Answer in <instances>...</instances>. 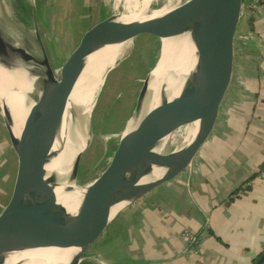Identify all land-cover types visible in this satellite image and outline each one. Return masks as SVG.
Listing matches in <instances>:
<instances>
[{
  "label": "water",
  "instance_id": "95a60500",
  "mask_svg": "<svg viewBox=\"0 0 264 264\" xmlns=\"http://www.w3.org/2000/svg\"><path fill=\"white\" fill-rule=\"evenodd\" d=\"M244 5L245 0H186L166 19L149 25L136 21L119 31H105L103 26L112 14L87 29L56 67L50 65L34 12L31 18L34 49L0 19V73L8 82L17 78V71L24 70L29 84V89L21 95L26 115L16 131L5 103L0 100L1 116L16 160L11 193L0 211V261L5 251L73 241L82 246L69 264H79L92 243L122 213L147 204L191 179L206 154L228 97L233 79L234 39ZM17 24L24 27L20 22ZM142 35L159 43L158 55L142 79L133 110L122 127L107 166L92 180L78 182L79 162L90 144L88 141L73 165L74 186L65 189L84 192L72 212L57 202L52 188L31 191V157L40 144L37 142L45 137L59 79L67 73L79 72L87 57L103 46L125 45ZM183 35L192 36L199 49L202 70L199 93L180 117L177 141L162 153H151L157 129L148 136L143 130L152 96L151 86L175 50L172 43ZM154 164H158V173L149 182L139 184L142 174ZM252 262L264 264V250Z\"/></svg>",
  "mask_w": 264,
  "mask_h": 264
},
{
  "label": "crops",
  "instance_id": "0c3cea01",
  "mask_svg": "<svg viewBox=\"0 0 264 264\" xmlns=\"http://www.w3.org/2000/svg\"><path fill=\"white\" fill-rule=\"evenodd\" d=\"M242 19L230 100L197 172L179 189L122 213L79 264H253L264 250V8L245 0ZM12 161L0 123V183ZM184 230L199 236L196 253Z\"/></svg>",
  "mask_w": 264,
  "mask_h": 264
},
{
  "label": "bare ground",
  "instance_id": "6f19581e",
  "mask_svg": "<svg viewBox=\"0 0 264 264\" xmlns=\"http://www.w3.org/2000/svg\"><path fill=\"white\" fill-rule=\"evenodd\" d=\"M153 1L115 0V7L121 3L122 12L114 14L103 29L119 31L136 21H144L145 25H149L170 17L182 5L175 4L179 0H166L163 6L150 8ZM128 44L106 45L90 54L80 81H76L80 71L67 73L59 79L52 98L45 137L37 142L40 144L33 150L29 170L30 190L52 188L56 192L57 202L71 212L84 195V192L77 190H65L74 186L71 175L76 156L90 139L92 110L107 73L115 67ZM172 46L175 50L158 71L159 77L151 86L152 96L144 116V135L148 136L153 129H157L151 153H162L177 141L181 131L178 124L180 117L191 99L199 93L202 70L196 41L192 36L183 35ZM16 73L17 78L8 82L0 73V100L5 103L11 115L14 131L21 126L26 115L21 95L29 89L25 80L26 72L20 70ZM66 85L71 89L73 87L69 94ZM172 106L175 108L172 109ZM179 109L182 111L177 117ZM157 165L149 166L138 183L142 185L149 182L158 173ZM81 246L80 242L71 241L60 245L5 251L0 264H69Z\"/></svg>",
  "mask_w": 264,
  "mask_h": 264
},
{
  "label": "rangeland",
  "instance_id": "374dc122",
  "mask_svg": "<svg viewBox=\"0 0 264 264\" xmlns=\"http://www.w3.org/2000/svg\"><path fill=\"white\" fill-rule=\"evenodd\" d=\"M26 1L34 7L39 32L52 67L61 64L66 55L78 43L81 35L93 24L112 14L122 12L121 3H119L118 7H115V0ZM185 1L179 0L175 4H181ZM165 3L166 0H154L151 2L150 8H159ZM0 7L2 8L0 10L2 23L31 47L29 41H31L33 33L32 25L27 26V28L19 26L17 24L18 21L13 20L9 15V11L6 10V0H0ZM245 25L246 22L242 19L238 28ZM154 41L156 40L142 35L137 40L132 41L135 45L130 42L122 51L115 67L107 73L104 85L97 95L96 104L92 110V133L89 140L90 144L82 152L80 158L78 167L79 183H85L97 177L107 166L122 127L133 110L142 79L157 58L158 49ZM137 51L138 54L134 57ZM84 69L85 67L80 70L76 81H80L85 71ZM66 88L68 94L73 90V87L71 89L67 85ZM229 100V98L225 99L223 108L226 107ZM181 111L182 109L178 110L177 117H179ZM0 123H3L2 119H0ZM15 165L16 160L13 155L12 169L8 166V169L10 168V176L6 181L0 183V186L4 189V193L0 197V211L2 206L7 203L11 193ZM178 187L173 189H179Z\"/></svg>",
  "mask_w": 264,
  "mask_h": 264
},
{
  "label": "trees",
  "instance_id": "16d2710c",
  "mask_svg": "<svg viewBox=\"0 0 264 264\" xmlns=\"http://www.w3.org/2000/svg\"><path fill=\"white\" fill-rule=\"evenodd\" d=\"M6 3H7V6H10L11 8H13L14 11H20L23 16L26 15L25 13L27 14L31 13L33 15L32 5L26 0H6ZM249 24H250L251 29H253V18L252 17L249 18ZM154 43L156 44V48L158 49L159 43L156 41H154ZM136 54H138V51L135 52L134 57Z\"/></svg>",
  "mask_w": 264,
  "mask_h": 264
},
{
  "label": "built area",
  "instance_id": "2783aa9c",
  "mask_svg": "<svg viewBox=\"0 0 264 264\" xmlns=\"http://www.w3.org/2000/svg\"><path fill=\"white\" fill-rule=\"evenodd\" d=\"M250 5L253 7H262L264 8V0H249ZM182 239L190 244L193 247L194 253L199 250V236L195 233H192L188 230H184L181 234Z\"/></svg>",
  "mask_w": 264,
  "mask_h": 264
},
{
  "label": "flooded vegetation",
  "instance_id": "af4514ba",
  "mask_svg": "<svg viewBox=\"0 0 264 264\" xmlns=\"http://www.w3.org/2000/svg\"><path fill=\"white\" fill-rule=\"evenodd\" d=\"M1 9H2V8L0 7V10H1ZM32 9H33V12H34V7H33V6H32ZM6 10L9 11V15H10L14 20L20 22L25 28H26L27 26H30V25H31V20H32L31 18L33 17L34 13H33V15H32L31 13H30V14L25 13L26 15L23 16L22 13H21L20 11H14V9L11 8L10 6H7ZM19 15H20V16H19ZM29 17H30V18H29ZM29 43H30L31 48L34 49V45L31 43V41H29Z\"/></svg>",
  "mask_w": 264,
  "mask_h": 264
}]
</instances>
